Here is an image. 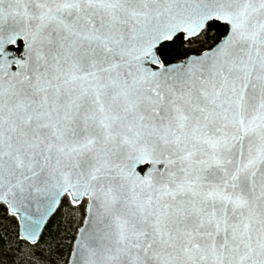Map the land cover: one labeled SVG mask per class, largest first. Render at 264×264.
I'll use <instances>...</instances> for the list:
<instances>
[{"label": "snow or ice", "instance_id": "snow-or-ice-1", "mask_svg": "<svg viewBox=\"0 0 264 264\" xmlns=\"http://www.w3.org/2000/svg\"><path fill=\"white\" fill-rule=\"evenodd\" d=\"M0 264H264V0H0Z\"/></svg>", "mask_w": 264, "mask_h": 264}]
</instances>
